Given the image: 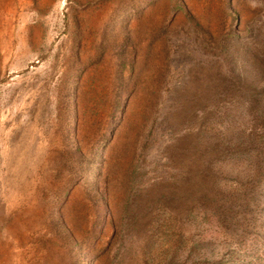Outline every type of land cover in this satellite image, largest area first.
I'll use <instances>...</instances> for the list:
<instances>
[{"label":"rangeland","instance_id":"obj_1","mask_svg":"<svg viewBox=\"0 0 264 264\" xmlns=\"http://www.w3.org/2000/svg\"><path fill=\"white\" fill-rule=\"evenodd\" d=\"M0 264H264V0H0Z\"/></svg>","mask_w":264,"mask_h":264}]
</instances>
